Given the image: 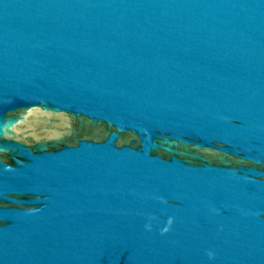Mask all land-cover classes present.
Returning <instances> with one entry per match:
<instances>
[{
    "label": "water",
    "instance_id": "1",
    "mask_svg": "<svg viewBox=\"0 0 264 264\" xmlns=\"http://www.w3.org/2000/svg\"><path fill=\"white\" fill-rule=\"evenodd\" d=\"M0 264H264V0H0Z\"/></svg>",
    "mask_w": 264,
    "mask_h": 264
}]
</instances>
